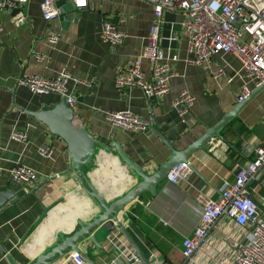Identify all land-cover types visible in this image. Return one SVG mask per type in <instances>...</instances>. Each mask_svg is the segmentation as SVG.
I'll list each match as a JSON object with an SVG mask.
<instances>
[{"label": "crops", "instance_id": "obj_1", "mask_svg": "<svg viewBox=\"0 0 264 264\" xmlns=\"http://www.w3.org/2000/svg\"><path fill=\"white\" fill-rule=\"evenodd\" d=\"M42 0H31L23 8L28 22L17 27L12 22L14 13L0 12V193L13 190L18 201L0 207V243L8 250L7 259L0 250V264H28L51 250L52 245L79 230L78 222H90L99 213L96 203L82 187L81 181L71 173L68 145L64 139L52 137L49 128L27 112H40L54 108L61 96L34 94L29 88L18 86L23 69L25 74L48 78L67 70L88 85H78L75 97L76 113L81 124L99 140L92 162L83 167L90 184L107 200L108 205L125 196L141 179L135 167L152 175L172 157L168 145L153 130L150 133L126 132L112 126L105 112L129 110L138 117L156 122L158 130L170 141L174 149L183 151L206 130L224 119V115L237 105L244 81L240 79L241 64L231 55L215 57L213 70L223 67L226 76L218 80L189 61L186 34L177 26L180 14L166 13L163 36L174 27L177 40L164 42V50L172 46L177 61H167L175 76L171 90L159 101L148 100L138 88L120 91L116 78L124 73L131 61L145 48L154 23L152 5L143 0H90L89 7L77 9L71 3L59 2L65 15L52 23L44 20ZM113 24L127 35L120 44H107L101 40L104 23ZM52 26L61 34L60 41L51 47L46 38ZM47 57L37 63L34 56ZM147 77L151 64L143 62ZM233 81L230 82L228 79ZM253 91L256 87L250 84ZM195 96L196 102L183 124L172 106L182 92ZM233 121L224 127L215 139L195 152L190 158L189 176L178 185L165 179L154 192H147L125 208L123 223L149 263L160 259L170 264H182L185 237L196 228L200 219V196L217 200L225 181L233 182L237 165L253 160L264 142V89L257 94ZM27 132V142L10 138L13 131ZM42 145L54 148L52 159L40 157ZM26 165L38 174L39 180L26 193L13 183L10 171L17 165ZM39 189L30 194L36 186ZM253 198L264 212V176L250 185ZM216 237H221L214 230ZM119 236L115 242H126ZM105 250L94 246L89 238L82 240L79 249L93 264H110L116 259V250L108 240ZM72 251L53 264H76ZM153 257V259H151ZM121 260V259H120ZM120 264H125L120 261Z\"/></svg>", "mask_w": 264, "mask_h": 264}, {"label": "built area", "instance_id": "obj_2", "mask_svg": "<svg viewBox=\"0 0 264 264\" xmlns=\"http://www.w3.org/2000/svg\"><path fill=\"white\" fill-rule=\"evenodd\" d=\"M31 0H0V12L14 13L12 22L17 26L28 22L23 12ZM90 0H42L41 8L44 20L49 24L65 15L59 2H68L77 9L89 7ZM152 5L154 23L146 40L143 51L131 61L124 73L116 80L120 91L140 89L150 100L164 98L171 90V78L175 76L167 61H177L172 46L165 53L164 42L172 44L177 40L174 27L170 25L169 35L163 36L166 13L180 14L182 20L177 23L188 39L189 63L201 67L214 80L226 76L223 67L213 70L212 60L217 56L231 55L241 64L240 79L244 81L241 93L237 97L242 103L251 94L250 84L256 88L264 83V0H143ZM101 40L107 44H120L127 35L113 24L104 23ZM0 24V33H2ZM46 38L51 47H55L61 34L49 26ZM37 63L44 62L47 57L39 54L34 56ZM151 64V74L146 76L143 62ZM230 82L233 80L228 79ZM18 86L29 88L34 94H56L66 98L71 107H77L75 97L78 85H90L78 77H73L67 70H62L53 78L25 74L17 82ZM195 96L188 91L182 92L174 99L172 106L183 124L190 123V114L195 105ZM105 118L117 128L126 132L152 131V123L142 119L133 112H105ZM10 138L18 142H27V132L13 131ZM255 153L253 160L243 166L237 165L233 182L225 181L219 189L217 200L200 196V219L194 231L184 238L182 264H264V212L255 202L254 189L250 185L264 176V142L259 148L251 150ZM40 157L52 159L54 148L42 145L38 149ZM0 168V179L2 175ZM190 162L174 167L167 177L168 183L178 185L189 176ZM10 177L14 184L23 187L26 193L35 185L39 176L32 168L17 164ZM218 230L221 237L213 234ZM118 232L108 238L110 244L119 250L117 257L110 264L120 261L131 264H143L135 250L126 242H115L120 236ZM122 236V235H121ZM121 259V260H120ZM153 259V257L151 258ZM71 260L76 264L84 263L80 254H73ZM151 264H170L167 261L154 259Z\"/></svg>", "mask_w": 264, "mask_h": 264}, {"label": "water", "instance_id": "obj_3", "mask_svg": "<svg viewBox=\"0 0 264 264\" xmlns=\"http://www.w3.org/2000/svg\"><path fill=\"white\" fill-rule=\"evenodd\" d=\"M25 73L26 69L24 68L21 77H23ZM263 89L264 83L253 90L242 103H237L232 111L224 115V119L221 122L214 127L207 129L202 138L195 141L183 151L175 150L173 144L161 134L157 128L156 122H154L152 130L161 137L171 149L172 157L156 172L152 173V175L146 174L144 170L135 167V172L141 181L136 184L129 193L109 205L106 198L90 184L86 175L83 173V167L92 162L96 147L100 142L97 138H94L85 127H83L80 122L81 120H79V116L76 113V108L71 107L68 102H66L65 97H61L59 103L52 109L42 110L40 112H27L28 115L45 123L49 128L52 137L65 140L68 145V153L70 157V168L68 169V173H71L81 181L83 189L88 193L90 198L94 200L97 208H99L98 215L91 219L90 222L85 223L83 220H80V222H78L79 230L76 233L68 238H63L60 243L52 245L49 252L40 254L35 261L28 264H53L58 260L63 259L69 251L81 255V249H79L80 243L87 238H89L96 248L104 251L105 248L102 243L117 232L128 241L129 245L135 250L137 257L143 264H150L145 253L141 247L138 246L136 241H134L126 225L123 223L124 215H126L125 208L131 205L134 200L139 199L143 194L154 192V188L160 182L167 179L170 171L174 167L188 162L189 158L195 152L206 146V144L212 139L219 136L224 127L238 117V114L242 109L250 101L255 99L254 97ZM39 186L41 185L36 186L30 194H34L39 189ZM17 201V195H15L13 190H7L4 193H0V207L2 209ZM0 250L7 255V259H10L8 258V250H5L1 243ZM85 260L88 264H93L88 257H85ZM12 264L18 263L13 262Z\"/></svg>", "mask_w": 264, "mask_h": 264}]
</instances>
